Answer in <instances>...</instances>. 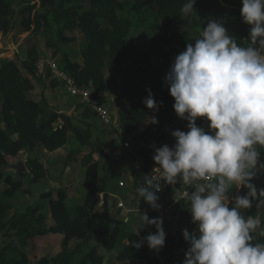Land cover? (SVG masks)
Returning a JSON list of instances; mask_svg holds the SVG:
<instances>
[{"label":"trees","instance_id":"obj_1","mask_svg":"<svg viewBox=\"0 0 264 264\" xmlns=\"http://www.w3.org/2000/svg\"><path fill=\"white\" fill-rule=\"evenodd\" d=\"M184 2L185 0H37V4H25L19 13V26L24 33L32 35L51 28V25L55 27L56 46L74 44L77 38L68 33L78 31L82 63L71 60L67 52L62 53L60 62H56L78 87L91 89L100 104H107L110 93L118 95L115 109L121 131L126 137L138 135L135 142L137 144L133 146V159L141 164V169H133L136 187L141 186L143 175L151 166L154 152L152 155L147 152L149 147L164 144L171 147L175 142L171 132L177 129L187 131L184 127L187 122L175 114L172 107L174 100L164 84L167 61L172 63L174 57L185 49L187 43L194 42L201 29L213 18L222 19L228 33L237 38L238 44H246L248 37L250 26L242 22V4L236 0H195L197 15L191 18L181 15L180 8ZM13 15L11 0H0V33L4 36L12 29ZM148 24L151 30H161L162 34L151 38L149 48L141 51L135 42L129 40V36ZM198 28L200 30L194 37L187 35L189 30ZM46 45L52 48L48 41ZM57 53L54 49L53 55ZM153 57L155 64L160 67L159 77L154 75ZM38 58L36 46H31L26 50L25 58L20 61H0V122L5 125L4 129H0V166H6L7 157H16L20 151L30 155H37L38 149L47 153L57 151L67 145L68 135L72 134L79 148L89 149L75 159L85 170V195L81 205L68 209L65 206V188L41 194L40 199L46 204L53 221L49 227L46 226L47 216L38 207L8 217L10 201L20 191L21 184L14 181L11 174L0 173V182L5 185L0 200V233L3 232L4 237L13 233L21 247L17 250L12 242L6 243L0 251V264H30V259L23 250L27 244L32 247L60 244V253L50 259L39 258L35 264H73L76 254L79 255L78 264H102L103 258L97 254V248L113 250L122 227L131 228V221L130 218L123 222L110 217L109 197L98 191L99 173L106 177L109 171L107 164L102 163L106 155L105 146L98 140L92 141V127L89 124H85L83 128L74 125L72 116L57 114L55 109L47 111L40 102L28 97V92L34 88L33 81H39L43 85L49 81L48 86L52 89L60 86L50 79L49 74L44 79L35 76ZM146 89H150L154 99L160 102V107L155 112L147 109L142 102L148 94ZM78 106L82 108L80 116L83 119L92 116L87 109ZM153 115L158 120L156 124L149 123V117ZM203 122L206 123L207 130V121H196L201 127ZM168 127L172 128L169 133L166 131ZM37 156L28 157L25 162L33 184L46 176V170ZM260 159L264 161V152ZM252 183L258 189L264 188V173L258 174ZM246 192L247 189L244 188L239 192L233 189L232 194L243 195ZM98 205L102 207L100 214L94 213V208ZM184 207L185 202L182 200L174 206L172 214L177 218L175 232L166 233L165 245L157 255L150 256L151 250L146 244L136 249L129 243L155 232L154 226H147L139 230V236L129 229L125 245L118 251L116 260L120 263L129 262L127 264L182 262L184 253L190 246L183 239L182 230L187 229L191 234L195 227L190 223L191 217ZM146 212L149 218L159 217L155 210ZM242 215H253L264 220V205L255 206L254 203L251 209L242 210ZM57 235L63 236L60 242ZM255 235L258 242H264V236L259 233ZM89 237L96 238L97 247L83 251L82 244H79L68 251L72 239L83 240ZM8 252L16 255L7 258Z\"/></svg>","mask_w":264,"mask_h":264},{"label":"clouds","instance_id":"obj_2","mask_svg":"<svg viewBox=\"0 0 264 264\" xmlns=\"http://www.w3.org/2000/svg\"><path fill=\"white\" fill-rule=\"evenodd\" d=\"M195 0H185L183 17L197 15ZM240 17L250 26L245 43L228 33L222 19H210L194 42L174 57L164 77L173 110L187 122V131L174 130V144L154 148L152 175L144 176L135 195L159 210L161 181L182 184V200L194 230H182L190 245L181 264H264V220L242 210L264 205V188L253 179L264 173V0H241ZM245 42V41H244ZM142 101L153 112L160 107L150 89ZM197 119L207 121V130ZM149 123L156 124L155 115ZM241 188L243 195H233ZM139 230L155 232L130 241L158 252L165 245L162 217L138 210Z\"/></svg>","mask_w":264,"mask_h":264},{"label":"rangeland","instance_id":"obj_3","mask_svg":"<svg viewBox=\"0 0 264 264\" xmlns=\"http://www.w3.org/2000/svg\"><path fill=\"white\" fill-rule=\"evenodd\" d=\"M239 4H241V0H236ZM12 3V9L14 10V15L11 20L12 29L6 36L2 35L0 33V61L1 60H22L26 56V50L30 48L31 46H36L38 56H52L55 61L60 62V58L63 52L69 53L71 56V59L75 60L78 59L79 54V43H80V37L78 31H74L73 33H68L69 36H75L76 42L72 45L64 46V45H58L56 43V37H55V27H53L51 24V21H49L51 28H48L47 30L44 29L43 31H40L36 34H30V33H24L22 32L20 26H19V13L22 7L27 3H36L37 0H11ZM86 6V4H85ZM151 26L148 24V26L144 28H139V30L131 31V34L129 36V40L135 42L139 49L141 51L147 50L149 48L150 39L151 38H157L160 37L162 34V31H153L150 28ZM203 27V26H202ZM201 28V27H200ZM194 29L189 30L187 32V35L189 37H194L195 34L200 30ZM47 41L51 44L52 48H48L46 43ZM54 49L57 53V55H53ZM162 51V49H161ZM171 61H167L165 74H167L170 66ZM160 67H158L155 64V58L153 57V71L155 77H159L160 75ZM49 81L45 83V85L41 86L40 84V91H38L35 94V98L38 100V102L41 103L43 108H46L48 111H53L54 108H68L70 105L75 104V100L67 96L63 90L59 87L56 89H52L48 86ZM39 87V86H38ZM1 102V99H0ZM60 102V104H59ZM118 102V95L116 93H110L107 96V105L109 108L115 109L116 103ZM77 108L79 106L77 105ZM56 110V109H55ZM79 115L73 117V124L78 125L80 127H85V124H89L92 127V141L98 140L103 143L105 146V156L103 158L102 163H106L109 171L108 175L105 177L100 172L98 176V191H104V194L108 195L110 197L109 200H114V198L111 197H118L119 199L124 200V197H126V203H130V199L132 198V195L130 193V183L127 181L128 179V173L131 172L134 169V159H130L131 155L129 154L130 151L133 153V146L136 140L138 139V135L129 137V148L126 150L123 148V142L124 136L123 133H116L113 132V130L108 129L109 127H103L101 126L97 121L94 120L93 116H90L89 119H83L80 115L82 114V108L80 107ZM95 123V125L91 124ZM185 128L187 126H184ZM166 131L169 133L172 131V128L168 127ZM68 143L67 147L64 148L62 151H57L51 155H46V157L43 158L44 168L46 170V176L43 178L39 184H33L31 182V177H23L20 180L18 178L19 172L24 171L25 166L23 167H17V159L16 157L12 159H8L6 166H0V170H11L13 176V180L16 182H19L21 184L20 191L16 194V196L10 201L11 209L7 212V216L10 217L15 213H23L25 211H29V208L38 207L40 209L41 213L47 214V207L44 201L40 199V195L44 192L51 190L50 186L52 188L56 187H65L70 184L73 186L74 195L72 199H74V202L72 200L67 201V205L69 206H75L78 204L77 200H75V196L81 194L84 196V188L82 185V178H83V167L75 162V159L78 158L81 154L87 153L88 148L81 147L79 148L77 144L75 143V140L72 136V134L68 135ZM147 152L150 154L153 152L152 148L148 149ZM28 154V153H27ZM38 158H41L43 155V152L41 149H38L37 153ZM34 154H29L28 157H35L37 156ZM152 155V154H151ZM43 157V156H42ZM68 166L71 168L70 172L68 173L65 170V167ZM25 172V171H24ZM18 178V179H17ZM118 181H121L122 183H125V186L118 187ZM5 188V185L0 182V200L2 198L1 194L3 189ZM57 188V189H58ZM56 190V189H55ZM111 192H114L115 195H110ZM117 195V196H116ZM117 198V199H118ZM83 197L80 200L79 204H82ZM100 205L96 206L94 210L99 207ZM115 215V214H113ZM163 217V216H160ZM163 219V228L165 233L174 234V224L172 218H162ZM48 220H52L48 218ZM127 235V229L126 227H122L120 235L118 237V242L115 246V250H117L122 242L125 240ZM9 237H4L3 232L0 233V251L4 248V245L6 243L12 242L13 245L16 247L17 250H19L21 247L19 243L17 242L16 238L14 237L13 233L8 235ZM58 238V237H56ZM55 239V237H54ZM53 240V239H52ZM54 241V240H53ZM60 242V239H59ZM78 242L73 241V243L70 244V249H73ZM83 248L82 250L86 251L92 244H94V241L89 240L88 243H81ZM60 247V244H58ZM59 247H56V249H46L45 244H40L37 246H31L30 244H27L25 247H23L24 252L27 254V256L30 259V264H35L36 261L39 258L42 257H51L55 255L57 252L60 251ZM114 253V252H112ZM150 255H153V251L149 252ZM155 254V253H154ZM7 258H12L16 255L14 252H8ZM109 256V257H108ZM112 256V255H111ZM110 255H106V257L111 258ZM75 260L79 261V256H76L74 258ZM116 259V258H115ZM113 258V261H115ZM111 261V260H110ZM107 261L106 264H118L115 262ZM181 264V262L179 263Z\"/></svg>","mask_w":264,"mask_h":264},{"label":"crops","instance_id":"obj_4","mask_svg":"<svg viewBox=\"0 0 264 264\" xmlns=\"http://www.w3.org/2000/svg\"><path fill=\"white\" fill-rule=\"evenodd\" d=\"M69 54V53H68ZM70 56V55H69ZM71 57V56H70ZM71 60H73V59H71ZM73 61H76V62H78V63H82V58H81V56H80V54H78V59H75V60H73ZM32 84H33V86H34V88H33V90L32 91H30V92H28V97L30 98V99H32V100H34V101H38L34 96H35V94L38 92V91H40L41 89H40V87L41 86H43L42 85V83L41 82H39V81H33L32 82ZM41 86H40V85ZM39 86V87H38ZM56 91H57V89H56ZM1 103V102H0ZM59 104H60V102H59ZM70 107H71V105H70ZM70 107H68V108H59V109H62L63 111H65L66 112V115L67 116H76L77 114L79 115V111H80V108H77L76 109V111L74 112V113H70ZM54 109H57V108H54ZM94 120L95 121H97V119L94 117ZM98 122V121H97ZM99 123V122H98ZM91 124H93V122L91 123ZM93 125H95V123L93 124ZM4 127H5V125L2 123V122H0V129H4ZM186 130H187V127L185 128ZM12 138L14 139L15 138V136H12ZM67 146H64L63 148H61V149H58L57 151H62L64 148H66ZM126 149V148H125ZM126 150H128V149H126ZM57 151H55V153L57 152ZM43 152V157L41 156V158H39V160H40V163L42 164V165H44V163H43V158L44 157H46V155H51V154H53L54 152H52V153H47L46 151H42ZM132 157L130 158V159H133V157H134V155H133V153L130 151V153H129ZM28 156H29V154H27L25 151H20L19 153H18V155L16 156V159H17V161H18V163L16 164L17 165V167H24L25 166V162H26V160L28 159ZM39 156V155H38ZM37 156V157H38ZM12 158H14V157H7V161H8V159H12ZM136 160H134V164H136V162H135ZM44 167V166H43ZM25 170V172L24 171H22V172H19V174L17 175L18 176V178H20V180L23 178V177H31L29 174H28V171L26 170V168L24 169ZM65 170L69 173L70 172V170H71V168H69L68 166H66L65 167ZM83 170H84V168H83ZM84 173H85V170L83 171ZM0 173H2V174H11L12 175V177L14 176L13 174H12V172H11V170H5V171H2L1 172V170H0ZM84 173H83V178H82V185H83V180H84ZM21 174H23V177H22V175ZM128 179H127V181L130 183V193H131V195H132V198L130 199V203L129 204H127L126 203V197H124V200H122V199H119L118 197H116V199H115V197H111V198H114V200H109L110 199V197L108 198V207H109V216L110 217H112V218H114V219H116V220H120V221H125L127 218H130V221H131V228L129 227V229L131 230H133V231H135L136 230V227L138 226V223H139V216H138V210L140 211V212H146L147 210H152V209H150L149 208V206L143 201V199L141 198V200H140V202H139V197L138 196H136L135 195V191H136V189L138 188V187H136L135 185H134V174H133V170L131 171V172H129L128 173ZM17 178V179H18ZM29 179H31V178H29ZM42 180V179H41ZM40 180V181H41ZM15 181V180H14ZM40 181H38V183L37 184H39L40 183ZM142 182H143V180H142ZM119 183H122L121 181H118V184ZM36 184V185H37ZM123 184V186H121L122 188L125 186V183L123 182L122 183ZM118 187H120L119 185H118ZM50 188H51V190H55V189H57L58 187H56L55 186V188H52L51 186H50ZM59 188H65V191H66V195H67V199L65 200V206L68 208V209H73V207L74 206H69V205H67V201H70V200H72V202H74V199H72V197H73V195H74V191H73V186H72V184H70V185H68V186H65V187H62V186H60ZM84 188V187H83ZM4 190V189H3ZM48 191H50V190H48ZM47 192V191H46ZM102 192V191H101ZM101 194H104V191L101 193ZM115 195V193L114 192H111L110 193V195ZM84 195H85V193H84ZM117 196V195H116ZM82 197L84 198V196L83 195H81V194H79V195H77V196H75V200H77V202H78V204H76L75 206H77V205H81V204H79V202H80V200L82 199ZM74 198V197H73ZM118 198V199H117ZM83 202V201H82ZM118 203H122L123 205H124V207L125 208H117V204ZM158 203L161 205V208L157 211V210H155V211H157L158 212V214H159V217L160 216H163L162 218H172V222H173V224H174V229H176V225H177V218L172 214V211L170 212V214H164V213H162V209L166 206L165 205V200L163 199V198H160L159 199V201H158ZM47 207V206H46ZM101 211H102V207L101 206H99V207H97L95 210H94V213H96V214H100L101 213ZM43 214H45V213H43ZM113 214H115V215H113ZM46 216H47V221H46V226L47 227H49V226H51L52 224H53V221H52V223H51V221L50 220H48V218H50V215L48 214V211H47V214H45ZM51 219V218H50ZM52 220V219H51ZM125 227V226H124ZM127 229V233H128V231H129V229L128 228H126ZM57 237H58V240L60 239V241L62 240V238H63V236L62 235H57ZM126 237H127V235H126ZM89 240H91V241H94V244H92V246H90V248H92V247H97V241H96V238L95 237H89V238H86V239H83V240H77V239H72L70 242H69V245H68V251H71L72 249H70V244L71 243H73V241H76V242H78V244L77 245H79V244H81L82 242L83 243H88L89 242ZM125 241H126V238H125V240L122 242V244H121V246L117 249V250H115V248L113 249V250H111V251H107V250H105V249H103V248H97V254L99 255V256H101L102 258H103V263L102 264H106L107 263V261H110V262H115L116 261V256H117V253H118V251L125 245ZM76 245V246H77ZM45 247H46V249H56V247H59V245H54V244H47V245H45ZM59 249H60V251L59 252H57L55 255H53V256H51V257H44V258H47V259H50V258H53L54 256H56L58 253H60L61 252V248L59 247ZM74 249V248H73ZM152 251V250H151ZM112 252H114V253H112ZM155 253V254H154ZM157 253L158 252H154L153 251V255H150V256H155V255H157ZM106 255H112L111 256V258H108V257H106ZM76 256H79L78 254H76V255H74V257H73V264H78V260H75L74 258L76 257ZM113 258L115 259V261H113ZM116 263H118V264H127V263H129V262H123V263H120V262H118V261H116Z\"/></svg>","mask_w":264,"mask_h":264},{"label":"built area","instance_id":"obj_5","mask_svg":"<svg viewBox=\"0 0 264 264\" xmlns=\"http://www.w3.org/2000/svg\"><path fill=\"white\" fill-rule=\"evenodd\" d=\"M47 74H49L50 79H53L60 84L59 87L67 96L75 100V104L71 105L70 107V113H74L77 109V105H81L83 109H87L91 113L93 118L95 117L97 119L101 126L109 127L108 129H112L113 132L122 133L121 127L118 123L116 109L109 108L107 104H100L98 100L95 99L94 93L91 89L78 87L66 74V72L59 68L57 62L51 56H40L35 63V76L37 78L44 79ZM55 111L57 114L66 115V112L62 109L57 108ZM202 127H206L205 122H203ZM129 140V137L124 138V142L122 144L123 148H129ZM156 147L158 146L152 145L149 147V149L152 148V151L154 152V148ZM154 167L155 164L153 160H151V166L149 170L144 173L143 181L144 176L150 175ZM139 169H141V164L136 161L134 170ZM154 174L155 173H152V175ZM118 185L120 187L123 186L122 183H119ZM161 185L162 190L157 194L159 196V199L163 198L166 202V206L162 209V213L170 214V212L174 209L176 203L182 200L181 196L184 186L182 184L170 186L164 184L163 181H161ZM117 208L125 207L122 203H118Z\"/></svg>","mask_w":264,"mask_h":264},{"label":"water","instance_id":"obj_6","mask_svg":"<svg viewBox=\"0 0 264 264\" xmlns=\"http://www.w3.org/2000/svg\"><path fill=\"white\" fill-rule=\"evenodd\" d=\"M25 171V170H24Z\"/></svg>","mask_w":264,"mask_h":264}]
</instances>
